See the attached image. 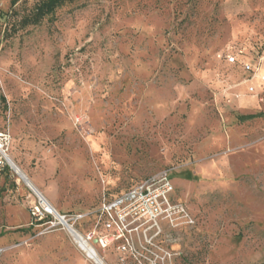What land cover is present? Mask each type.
I'll use <instances>...</instances> for the list:
<instances>
[{"label": "rangeland", "instance_id": "obj_1", "mask_svg": "<svg viewBox=\"0 0 264 264\" xmlns=\"http://www.w3.org/2000/svg\"><path fill=\"white\" fill-rule=\"evenodd\" d=\"M44 1L0 0V151L82 236L169 176L193 224L95 245L106 264H264V0H74L23 26ZM37 206L0 152V264H95Z\"/></svg>", "mask_w": 264, "mask_h": 264}, {"label": "built area", "instance_id": "obj_2", "mask_svg": "<svg viewBox=\"0 0 264 264\" xmlns=\"http://www.w3.org/2000/svg\"><path fill=\"white\" fill-rule=\"evenodd\" d=\"M228 61L231 64L237 62L234 57H229ZM244 70L254 69L250 64H245ZM1 153L5 154L2 151ZM173 191L169 176L163 174L134 186L114 200L104 201L100 208L101 220L90 234L83 236V239L94 249L95 245L102 249L117 246L118 250L124 251L134 243V235L140 236L151 229H160L163 222L172 223L177 214L185 224H193L184 207L172 202ZM33 216L40 225L46 222L52 227L63 226L72 229L73 226L69 223L73 221L76 224L82 218L74 215L67 220L66 215H61L51 205L44 206L41 202L40 206L35 207ZM101 227L104 230L102 235L98 232Z\"/></svg>", "mask_w": 264, "mask_h": 264}, {"label": "bare ground", "instance_id": "obj_3", "mask_svg": "<svg viewBox=\"0 0 264 264\" xmlns=\"http://www.w3.org/2000/svg\"><path fill=\"white\" fill-rule=\"evenodd\" d=\"M1 152V151H0ZM3 155V154H2ZM4 158L6 159L7 163L10 165V167L15 171V173L21 178L22 181L26 183V185L37 195L39 198L40 202L46 206V205H51L48 200L43 197L36 186L32 184L30 180H27L24 176L23 173H21L20 169L15 165L14 161L12 158L7 155L6 153L3 155ZM52 206V205H51ZM53 207V206H52ZM54 208V207H53ZM56 210V209H55ZM57 211V210H56ZM58 212V211H57ZM68 232L74 237L76 244L93 260L95 264H106L105 261L101 259L100 256H98L97 251L90 246L88 243L85 242L83 239V236L80 235L79 233L73 231L72 228L66 227Z\"/></svg>", "mask_w": 264, "mask_h": 264}, {"label": "trees", "instance_id": "obj_4", "mask_svg": "<svg viewBox=\"0 0 264 264\" xmlns=\"http://www.w3.org/2000/svg\"><path fill=\"white\" fill-rule=\"evenodd\" d=\"M74 0H45L37 9L36 13L28 18L24 19L22 21L23 26H28L31 24H39L43 19H45L47 16L53 14L56 9L65 4L66 2H72Z\"/></svg>", "mask_w": 264, "mask_h": 264}]
</instances>
